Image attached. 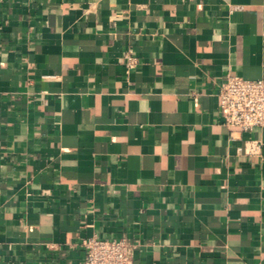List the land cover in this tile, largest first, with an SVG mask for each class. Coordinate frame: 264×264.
<instances>
[{"label":"crops","instance_id":"1","mask_svg":"<svg viewBox=\"0 0 264 264\" xmlns=\"http://www.w3.org/2000/svg\"><path fill=\"white\" fill-rule=\"evenodd\" d=\"M227 74L264 78V0H0V264L92 235L264 264V127L231 137Z\"/></svg>","mask_w":264,"mask_h":264},{"label":"built area","instance_id":"2","mask_svg":"<svg viewBox=\"0 0 264 264\" xmlns=\"http://www.w3.org/2000/svg\"><path fill=\"white\" fill-rule=\"evenodd\" d=\"M124 57L128 67L135 64L130 50ZM217 97L222 123L230 130L231 137L234 131L264 127V78L247 79L227 74L219 83ZM259 146L258 141H251L248 150ZM81 246L84 251L82 264H132L135 244L126 237L92 235L83 238Z\"/></svg>","mask_w":264,"mask_h":264}]
</instances>
